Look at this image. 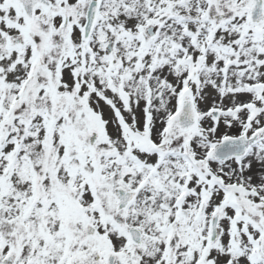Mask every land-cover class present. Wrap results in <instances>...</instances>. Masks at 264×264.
I'll return each instance as SVG.
<instances>
[{
  "label": "snow or ice",
  "instance_id": "snow-or-ice-1",
  "mask_svg": "<svg viewBox=\"0 0 264 264\" xmlns=\"http://www.w3.org/2000/svg\"><path fill=\"white\" fill-rule=\"evenodd\" d=\"M0 264H264V0H0Z\"/></svg>",
  "mask_w": 264,
  "mask_h": 264
}]
</instances>
